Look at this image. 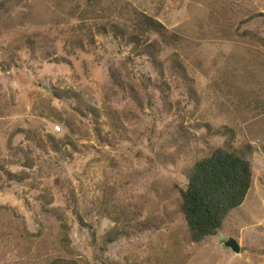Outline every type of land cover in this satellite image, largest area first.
Returning <instances> with one entry per match:
<instances>
[{
  "label": "rangeland",
  "instance_id": "obj_1",
  "mask_svg": "<svg viewBox=\"0 0 264 264\" xmlns=\"http://www.w3.org/2000/svg\"><path fill=\"white\" fill-rule=\"evenodd\" d=\"M262 39L264 0H0V264H264ZM228 143L249 190L192 242L179 189Z\"/></svg>",
  "mask_w": 264,
  "mask_h": 264
},
{
  "label": "trees",
  "instance_id": "obj_2",
  "mask_svg": "<svg viewBox=\"0 0 264 264\" xmlns=\"http://www.w3.org/2000/svg\"><path fill=\"white\" fill-rule=\"evenodd\" d=\"M139 16L147 30L158 33L164 30L163 24L154 18L145 14ZM132 40L128 39L129 42ZM148 47L154 49L155 45L148 44ZM222 132L229 133L225 128ZM230 146L228 143L217 147L207 156L195 160L188 170L184 187L179 189L180 211L192 242L198 243L219 233L225 218L243 203L249 190L251 168L248 157L243 150L240 152ZM50 264L57 263L52 261Z\"/></svg>",
  "mask_w": 264,
  "mask_h": 264
},
{
  "label": "water",
  "instance_id": "obj_3",
  "mask_svg": "<svg viewBox=\"0 0 264 264\" xmlns=\"http://www.w3.org/2000/svg\"><path fill=\"white\" fill-rule=\"evenodd\" d=\"M221 247L230 249L233 253H239V245L233 237H228L223 241Z\"/></svg>",
  "mask_w": 264,
  "mask_h": 264
},
{
  "label": "built area",
  "instance_id": "obj_4",
  "mask_svg": "<svg viewBox=\"0 0 264 264\" xmlns=\"http://www.w3.org/2000/svg\"><path fill=\"white\" fill-rule=\"evenodd\" d=\"M56 130L58 131L59 130V127H56Z\"/></svg>",
  "mask_w": 264,
  "mask_h": 264
}]
</instances>
